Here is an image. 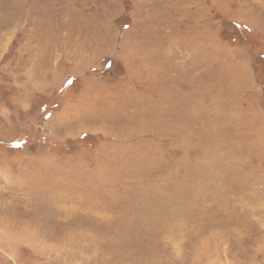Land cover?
<instances>
[{
    "label": "rangeland",
    "instance_id": "374dc122",
    "mask_svg": "<svg viewBox=\"0 0 264 264\" xmlns=\"http://www.w3.org/2000/svg\"><path fill=\"white\" fill-rule=\"evenodd\" d=\"M0 264H264V0H0Z\"/></svg>",
    "mask_w": 264,
    "mask_h": 264
},
{
    "label": "crops",
    "instance_id": "0c3cea01",
    "mask_svg": "<svg viewBox=\"0 0 264 264\" xmlns=\"http://www.w3.org/2000/svg\"><path fill=\"white\" fill-rule=\"evenodd\" d=\"M73 81H75V79ZM74 84H76V83H74ZM74 84L73 83H69V88H72L74 86Z\"/></svg>",
    "mask_w": 264,
    "mask_h": 264
}]
</instances>
